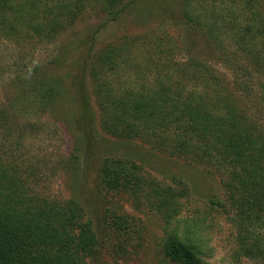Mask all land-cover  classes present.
I'll return each instance as SVG.
<instances>
[{
	"label": "trees",
	"instance_id": "obj_1",
	"mask_svg": "<svg viewBox=\"0 0 264 264\" xmlns=\"http://www.w3.org/2000/svg\"><path fill=\"white\" fill-rule=\"evenodd\" d=\"M139 1L0 0V37L50 41L96 7L93 2L107 21H115L140 7ZM177 1V14L157 0L152 12L179 25L184 59H176L170 36L156 35L140 43L144 52L135 47L140 59L127 52L132 40H122L104 44L86 63L100 126L110 136L139 139L216 173L235 204L229 212L211 200L235 230L230 263L241 264V258L264 263V0ZM199 38L208 44V55L225 53L228 39L235 63L221 70L205 61ZM39 82L35 96L48 106L59 87ZM9 118L0 108V125ZM8 165L0 159V264H84L98 240L82 217L83 207L73 199L32 200ZM97 180L109 190H129L137 202L144 198L160 216L166 231L159 250L166 260L211 264L200 234L203 214L178 220L179 199L187 195L182 180L161 184L120 157L105 158ZM114 213L109 226L127 229L128 220ZM176 220L181 226L169 228Z\"/></svg>",
	"mask_w": 264,
	"mask_h": 264
},
{
	"label": "rangeland",
	"instance_id": "obj_2",
	"mask_svg": "<svg viewBox=\"0 0 264 264\" xmlns=\"http://www.w3.org/2000/svg\"><path fill=\"white\" fill-rule=\"evenodd\" d=\"M153 1L140 0V7L115 21H107L93 2L96 7L50 41L0 37V108L10 117L0 125V159L9 164L25 196L34 201L73 199L83 207L82 217L90 220L98 240L95 253L84 264H172L159 250L166 225L147 201L141 198L137 202L127 189L109 190L98 183V169L107 157L132 160L143 176L164 185L182 180L187 195L179 199L178 220L203 214L206 220L200 234L209 254L207 261L231 264L235 230L227 214L211 205L213 200L223 203L229 212L235 209L220 177L203 165L169 156L139 139L110 136L100 126L86 63L92 62L104 44L132 40L127 52L140 59L135 47L144 52L141 42L168 35L178 48L174 49L176 59H184L182 30L165 14L152 12ZM157 1H165L177 14V0ZM202 40H198L199 52L205 61L221 70L233 64L235 52L228 39L227 51L212 55ZM40 80L57 83L60 90L48 106L35 96ZM112 213L124 216L129 227L111 228ZM175 223L177 220L169 228ZM240 262L264 264L246 258Z\"/></svg>",
	"mask_w": 264,
	"mask_h": 264
}]
</instances>
